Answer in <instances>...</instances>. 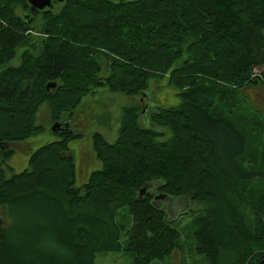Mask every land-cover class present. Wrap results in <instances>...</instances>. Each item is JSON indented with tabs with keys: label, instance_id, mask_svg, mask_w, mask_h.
<instances>
[{
	"label": "trees",
	"instance_id": "1",
	"mask_svg": "<svg viewBox=\"0 0 264 264\" xmlns=\"http://www.w3.org/2000/svg\"><path fill=\"white\" fill-rule=\"evenodd\" d=\"M59 4L41 12L30 10L28 0H0V264H97L98 253L124 250L134 264L162 260L180 232L159 199L183 196L208 204L195 235L210 264H259L264 175L241 165L246 138L213 107L226 99L232 111L228 92L264 82V71L263 79L250 78L264 66V0ZM35 30L40 37L32 41ZM17 56L21 63L12 64ZM102 62L107 76L100 75ZM163 79L181 103L149 112L151 80ZM102 88L138 96L139 103L122 107L115 141L92 133L101 167L76 186L69 142L85 134L79 107ZM44 103L60 124L59 137L16 172L9 144L43 131L37 118ZM155 183L158 193L148 189ZM240 185L254 197L261 190L263 198L244 197ZM123 208L128 229L117 220Z\"/></svg>",
	"mask_w": 264,
	"mask_h": 264
},
{
	"label": "rangeland",
	"instance_id": "2",
	"mask_svg": "<svg viewBox=\"0 0 264 264\" xmlns=\"http://www.w3.org/2000/svg\"><path fill=\"white\" fill-rule=\"evenodd\" d=\"M60 4H55L53 9L58 10ZM22 14V9H17ZM40 21L35 22L37 30ZM37 30L32 31V41H36L40 37ZM22 48L17 49V54ZM12 64H20L18 56L11 62ZM101 76L109 74L108 67L102 62ZM264 66L254 68L250 78L261 76ZM229 91L234 86L226 85ZM150 99L148 101L149 112L155 111L159 106L168 107L176 106L181 103L178 90L170 86L167 79L161 81L151 80ZM228 100H233L232 111H229L225 99L217 98L213 110H217L218 115L230 117L239 126V129L246 138V152L240 156L239 162L247 169L252 170L254 166L258 168L264 175V82L259 84H245L232 92L227 93ZM226 95V96H227ZM139 103L138 96H131L121 92H111L107 88L100 89L97 93L89 96L79 107L77 122L79 127L85 133L82 137L73 138L69 145L72 153L76 158V186L86 183L92 172L101 167V162L96 158L92 141V133L94 131L102 132L109 141H115L117 130L120 124L121 109L123 106H133ZM144 126L151 127V121L145 116L141 118ZM37 123L45 128L37 135L27 138L24 141L10 143L9 146L15 149V153L10 161L16 172H21L29 167L30 154L40 146L57 139L59 136L55 133V129L60 127L58 124L53 128L56 121H53L51 111L47 103H44L38 113ZM59 123V122H58ZM75 125V124H74ZM99 162V165H98ZM8 174L10 172H7ZM160 183L150 185L148 189L158 193L156 188ZM241 192L246 195L244 197L253 198L258 202L263 198V192L255 189V197L249 193L247 187L240 185ZM159 205L164 207L168 213V220L173 221V226L177 227L180 235L178 246L173 250L170 256L162 260H156L150 264H210L207 258L197 251L198 240L195 232L198 228L196 218L203 214L208 207L206 202L196 201L189 196L161 198ZM1 212L3 220L6 222L7 216ZM26 210L21 209L24 217ZM171 219V220H170ZM119 223L123 224L127 229L132 221L131 216L126 208L119 211L117 216ZM248 226L251 228L250 214L246 215ZM128 235L123 233V242L125 243ZM97 264H134V255L130 251H110L101 252L96 257Z\"/></svg>",
	"mask_w": 264,
	"mask_h": 264
},
{
	"label": "water",
	"instance_id": "3",
	"mask_svg": "<svg viewBox=\"0 0 264 264\" xmlns=\"http://www.w3.org/2000/svg\"><path fill=\"white\" fill-rule=\"evenodd\" d=\"M65 1L66 0H28V3L30 5V10L43 12L44 10L53 9L56 3H64ZM49 85L50 84H48V86ZM58 124L59 123L56 122L53 128L55 129ZM259 264H264V258L260 260Z\"/></svg>",
	"mask_w": 264,
	"mask_h": 264
},
{
	"label": "flooded vegetation",
	"instance_id": "4",
	"mask_svg": "<svg viewBox=\"0 0 264 264\" xmlns=\"http://www.w3.org/2000/svg\"><path fill=\"white\" fill-rule=\"evenodd\" d=\"M57 4V3H56ZM78 116V115H77ZM78 138V137H77Z\"/></svg>",
	"mask_w": 264,
	"mask_h": 264
}]
</instances>
